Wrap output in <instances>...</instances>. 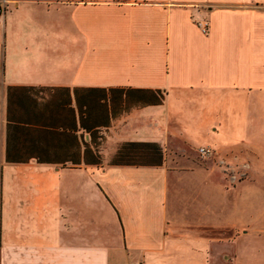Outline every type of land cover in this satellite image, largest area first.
<instances>
[{
    "label": "crops",
    "instance_id": "0c3cea01",
    "mask_svg": "<svg viewBox=\"0 0 264 264\" xmlns=\"http://www.w3.org/2000/svg\"><path fill=\"white\" fill-rule=\"evenodd\" d=\"M128 142L173 143L187 166L166 153L104 162ZM196 142L246 162V177L229 186L220 169L193 165L183 153ZM131 156L144 160V148ZM254 220L264 0H7L0 264H218L232 226L246 228L238 257L264 239Z\"/></svg>",
    "mask_w": 264,
    "mask_h": 264
},
{
    "label": "rangeland",
    "instance_id": "374dc122",
    "mask_svg": "<svg viewBox=\"0 0 264 264\" xmlns=\"http://www.w3.org/2000/svg\"><path fill=\"white\" fill-rule=\"evenodd\" d=\"M198 144L199 143L196 142L195 145H188V146L186 145L184 147L185 153L183 154L187 157V159L188 158L191 159L189 160L192 161L193 165L206 167L209 163V165L220 169L225 177L226 184L229 186L236 185L239 181H241L246 177V172L244 171L247 167L246 162L244 163L237 162V160H232V155L229 157V153L221 154L216 150L205 145L196 146ZM158 145L161 150V161L166 153L169 156L166 160L167 164L175 165L180 168L187 166L183 164L184 163L183 160H179L180 154L178 155L177 150H175L176 148L175 144L169 143L165 146L162 144H158ZM200 147H205L206 149H209L210 155L202 156L199 153ZM116 158L117 157L110 158L109 160H105L104 162L112 163L114 162V160H117ZM232 218L235 219L234 217ZM252 222L255 225L258 224L257 225L258 227L264 223V221L261 220H254ZM245 231H246L245 226L231 227L230 229V234L232 237L231 253L229 255L225 253V255H227L226 258H228V260L227 261L224 260V262H218V264H264V239L261 240L249 239L245 241L246 254L244 256L242 255L239 257L236 256L235 253H238V249L242 248L241 243L242 242L244 243V241L238 240L236 243H234L235 241H233V238H237L239 235H243V233H246ZM257 248H261V250H258ZM255 250H257V252H252Z\"/></svg>",
    "mask_w": 264,
    "mask_h": 264
},
{
    "label": "trees",
    "instance_id": "16d2710c",
    "mask_svg": "<svg viewBox=\"0 0 264 264\" xmlns=\"http://www.w3.org/2000/svg\"><path fill=\"white\" fill-rule=\"evenodd\" d=\"M144 148L145 158L144 160L136 159L131 156V152L139 148ZM117 160H114L113 163H125V164H135L139 162H146L150 164H158L161 162V150L158 144L156 143H136L128 142L123 144L120 147Z\"/></svg>",
    "mask_w": 264,
    "mask_h": 264
},
{
    "label": "built area",
    "instance_id": "2783aa9c",
    "mask_svg": "<svg viewBox=\"0 0 264 264\" xmlns=\"http://www.w3.org/2000/svg\"><path fill=\"white\" fill-rule=\"evenodd\" d=\"M7 0H0V16L4 13L5 11V4H6ZM207 29V24L204 23L203 24V31L205 32ZM199 153L202 155V156H207V155H210V150L209 149H206L205 147H200L199 148Z\"/></svg>",
    "mask_w": 264,
    "mask_h": 264
}]
</instances>
